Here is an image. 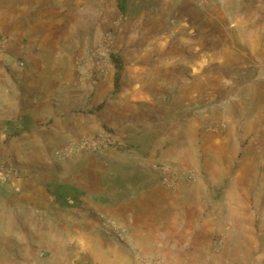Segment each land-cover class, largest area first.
<instances>
[{"label":"rangeland","instance_id":"obj_1","mask_svg":"<svg viewBox=\"0 0 264 264\" xmlns=\"http://www.w3.org/2000/svg\"><path fill=\"white\" fill-rule=\"evenodd\" d=\"M64 1L0 0V260L9 257L6 264L12 258L26 263L27 231L37 238L30 252L49 258L40 245L56 211H45L51 204L38 191L53 180L68 179L83 192L117 201L146 184L175 189L208 174L220 178L213 169L220 157L235 168L249 145L264 142V0H243L242 7L239 0H128L126 24L100 27L103 36L88 40L54 34L60 23L66 21L64 30L75 24V18H61ZM140 1L150 7L143 20L133 6ZM159 2L164 5L155 9ZM107 33L113 35L111 53L123 62L118 88L111 55L103 77L79 72L80 63L92 67ZM51 83L67 91H52ZM35 91L43 100L38 107ZM31 113L46 118L33 121ZM164 172L175 174L176 183L166 184ZM225 187L216 189V198ZM34 188L23 198L27 208L5 207ZM78 201L67 207H79ZM189 222H199L198 216L189 214ZM250 224L252 231L242 225L234 233L214 232L205 244L217 258L205 263L264 264V216ZM63 228L56 230L64 234ZM187 252L165 259L137 251L129 264L137 254L160 264H191ZM72 256L58 264L97 261Z\"/></svg>","mask_w":264,"mask_h":264},{"label":"crops","instance_id":"obj_2","mask_svg":"<svg viewBox=\"0 0 264 264\" xmlns=\"http://www.w3.org/2000/svg\"><path fill=\"white\" fill-rule=\"evenodd\" d=\"M127 2L128 0H76L75 5L72 6L71 1L65 0L62 4L64 6L61 7L64 14L61 18H75V24L72 21L73 23L64 30L63 25L66 21L60 23L54 34L83 36L85 40L95 34V38L101 37L104 31L100 30V27L105 28L121 22L126 24L129 19L125 8ZM197 2L208 3L209 0H191L192 4ZM239 2L242 7L243 0ZM251 2L259 5V0H251ZM163 5L159 2L155 9ZM133 6L141 9L142 12L137 19L143 20L146 17L144 11L150 7L145 1H140L139 4L134 3ZM72 7L74 13H67L66 10L71 11ZM89 22L90 25H88ZM74 32L75 35H73ZM58 55H61V51ZM36 77L38 78V75ZM60 84L59 81L58 85ZM56 86L51 83L52 88L48 87L55 92L67 91L66 87L56 88ZM37 92L39 91L34 92L32 98H34L33 105L38 107V102L43 100L41 95L38 97ZM14 108L17 109L16 104ZM23 111L24 114L30 113L27 109ZM19 117L21 118L22 115L16 116V118ZM31 117L37 122L46 118V116L37 117L33 114ZM228 155H230L229 152ZM229 161L228 158L220 157V163L213 165L214 171L220 173V178L216 174L213 175L214 177L208 174L205 181L203 179L181 181L175 189L146 184L138 189L137 193L132 191L134 195L117 201L84 192L80 198L79 207L64 208L59 204L56 207L55 205L59 202L48 192L46 189L48 184H46L42 191L38 192L43 200L45 198L44 201L51 204V210L45 211L55 210L56 216L46 220L45 234L47 235L42 236L43 243L39 245L43 246L44 250H48L50 256L47 259L39 256V260L30 252L36 246L34 241L37 242V238L35 233L27 231L31 233H28L29 239L25 242L27 251L29 250L26 253V263H22L20 258H12L10 264H58L61 261L60 258L65 257L67 253L97 260L91 264H129L137 251L153 252L165 259H171L183 251V248H187L189 257L195 259L191 264H206L205 259L215 260L216 254L206 245L210 244L214 232L224 229L228 233H234L236 226L242 225L248 227V231H252L251 218L255 215L264 216V142L249 145L238 158L235 168ZM260 166L263 168H259ZM224 173L229 174L227 182H225ZM53 181L71 183L79 187L68 179ZM31 182L33 184L34 179H31ZM223 185H226L223 193L220 198H216V189ZM35 189L28 190L24 196H18V201L14 204L8 203L5 207L16 210L21 205L24 209L27 208L29 203L23 198L28 197L27 195L32 194ZM70 209L77 215H74ZM189 214L198 216L199 222L195 224L189 222ZM102 215H109L119 221L125 229L122 239L113 237L104 230ZM54 217H56L55 220L52 219ZM73 218H77V221ZM60 225L65 227L64 234L56 230ZM259 232L264 234V224ZM92 235L96 238L94 239ZM68 243L77 244L76 248H69ZM258 244L259 242H256L254 246ZM9 260V257L2 258L0 264H6Z\"/></svg>","mask_w":264,"mask_h":264},{"label":"built area","instance_id":"obj_3","mask_svg":"<svg viewBox=\"0 0 264 264\" xmlns=\"http://www.w3.org/2000/svg\"><path fill=\"white\" fill-rule=\"evenodd\" d=\"M112 39L113 35L111 33H107L106 36L103 37L100 49L93 54V62L90 69H86L82 63L79 64V72L82 75L90 78L95 77L96 79L103 77L109 66ZM162 178L166 184L172 185L176 183L178 177L175 174L164 172ZM102 221L103 228L108 234L119 239L123 238L125 229L117 219L112 218L109 215H102ZM221 243L222 240L220 241V244ZM131 264H160V260L157 257H152L148 254H137L135 260H133Z\"/></svg>","mask_w":264,"mask_h":264},{"label":"trees","instance_id":"obj_4","mask_svg":"<svg viewBox=\"0 0 264 264\" xmlns=\"http://www.w3.org/2000/svg\"><path fill=\"white\" fill-rule=\"evenodd\" d=\"M111 59L117 68L115 85L118 88L123 62L119 59L117 55L112 53H111ZM48 190L62 206L77 204L79 202L78 200L84 194L82 189L71 183H66V182H52L48 185Z\"/></svg>","mask_w":264,"mask_h":264}]
</instances>
